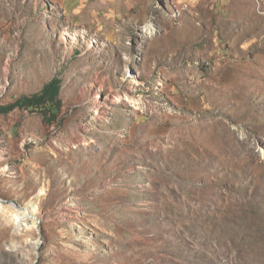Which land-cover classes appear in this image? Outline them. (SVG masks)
Instances as JSON below:
<instances>
[{
  "label": "rangeland",
  "instance_id": "1",
  "mask_svg": "<svg viewBox=\"0 0 264 264\" xmlns=\"http://www.w3.org/2000/svg\"><path fill=\"white\" fill-rule=\"evenodd\" d=\"M45 1L0 0V106L64 103L0 114V264H264V0Z\"/></svg>",
  "mask_w": 264,
  "mask_h": 264
},
{
  "label": "trees",
  "instance_id": "2",
  "mask_svg": "<svg viewBox=\"0 0 264 264\" xmlns=\"http://www.w3.org/2000/svg\"><path fill=\"white\" fill-rule=\"evenodd\" d=\"M47 5H56L54 0H46ZM63 81L60 76H53L43 88L32 95H24L18 97L14 102L0 106L1 113H9L16 108L29 110L31 112H39L44 121L54 124L60 119L63 110V100L61 92Z\"/></svg>",
  "mask_w": 264,
  "mask_h": 264
},
{
  "label": "bare ground",
  "instance_id": "3",
  "mask_svg": "<svg viewBox=\"0 0 264 264\" xmlns=\"http://www.w3.org/2000/svg\"><path fill=\"white\" fill-rule=\"evenodd\" d=\"M41 194H43V191L39 192L38 197H40ZM36 201H37V199H36ZM33 203H34V201H33ZM13 205L15 206L16 204H13ZM16 207H19V210L13 211V215L16 217V221H25V222L28 221L29 224L32 225V227L37 226V220L34 217H32V216H35V214L37 212V207H34V205L33 206H30V205L18 206V205H16Z\"/></svg>",
  "mask_w": 264,
  "mask_h": 264
},
{
  "label": "water",
  "instance_id": "4",
  "mask_svg": "<svg viewBox=\"0 0 264 264\" xmlns=\"http://www.w3.org/2000/svg\"><path fill=\"white\" fill-rule=\"evenodd\" d=\"M6 202L9 203V204H16L18 206H22L16 200H7Z\"/></svg>",
  "mask_w": 264,
  "mask_h": 264
}]
</instances>
